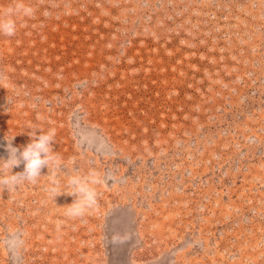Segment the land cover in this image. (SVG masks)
<instances>
[{
    "label": "rangeland",
    "instance_id": "374dc122",
    "mask_svg": "<svg viewBox=\"0 0 264 264\" xmlns=\"http://www.w3.org/2000/svg\"><path fill=\"white\" fill-rule=\"evenodd\" d=\"M18 2L34 14L0 34V157L54 128L56 163L0 188V264H264V0L0 11ZM89 170L97 204L69 218Z\"/></svg>",
    "mask_w": 264,
    "mask_h": 264
},
{
    "label": "clouds",
    "instance_id": "9594fccd",
    "mask_svg": "<svg viewBox=\"0 0 264 264\" xmlns=\"http://www.w3.org/2000/svg\"><path fill=\"white\" fill-rule=\"evenodd\" d=\"M34 14V9L23 3H17L14 7L0 11V34L4 36H13L16 32V15L30 17ZM38 129V128H37ZM36 130V129H35ZM32 130L28 133L30 142L21 148L14 147L12 140L8 141L6 150L8 157H0V188L7 189L8 192L15 191L16 188L24 181L35 184L41 175V169L45 166L49 169V164L56 163V157L52 150V142L55 140V129L40 132ZM23 162L24 169L22 172L13 173V168ZM62 164H58L60 167ZM102 182V178L95 170H89L84 175H72L67 179V185L71 189L65 192L75 197L74 201L67 205L65 216L69 218H81L94 208L97 204L96 186ZM52 186L49 192L56 197L61 192L58 191V181L53 178Z\"/></svg>",
    "mask_w": 264,
    "mask_h": 264
}]
</instances>
